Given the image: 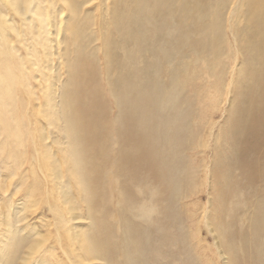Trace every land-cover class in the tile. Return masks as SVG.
<instances>
[{
	"label": "rangeland",
	"instance_id": "1",
	"mask_svg": "<svg viewBox=\"0 0 264 264\" xmlns=\"http://www.w3.org/2000/svg\"><path fill=\"white\" fill-rule=\"evenodd\" d=\"M144 2L150 6L135 13V21L146 34L124 41L125 11ZM38 3L43 22L30 13L19 16L0 0L18 31L6 40L16 76L22 75L14 80L9 112L19 118L18 142L0 130V246L6 215L15 218L22 238L13 264H127L118 242L130 236V221L122 220L127 211L142 215L141 225L159 238L149 248L151 264H264L256 252L264 248V13L255 23L247 0ZM127 82L143 99L146 85L172 95L152 110L158 117L151 121L164 126H148L153 139L142 135L145 146L135 151L132 121L116 97ZM47 88L58 117L53 122ZM68 101L95 123L86 130L90 135H77L79 149H93L96 136L106 150L96 158L87 151L81 156L92 192L88 202L63 158ZM141 106L135 122L143 124V113L155 115ZM109 126L117 132L110 127L109 134ZM142 153L155 154V166L141 161ZM80 232L110 236L105 251L112 259L109 252L87 259Z\"/></svg>",
	"mask_w": 264,
	"mask_h": 264
},
{
	"label": "bare ground",
	"instance_id": "2",
	"mask_svg": "<svg viewBox=\"0 0 264 264\" xmlns=\"http://www.w3.org/2000/svg\"><path fill=\"white\" fill-rule=\"evenodd\" d=\"M3 1L7 5L8 4L11 5L10 6L11 9L15 13H17L19 16H22L23 18H25L27 16L26 15L27 13H30L31 17L36 18L39 22H43L45 19L44 13L41 12V10L38 6L39 0H12V2H9V0L8 1L3 0ZM33 2H36V3L33 5ZM247 2L249 5V8H250L251 16L254 17L253 20H256L255 23H259L258 18L264 13V0H247ZM2 4L3 3H1V5ZM31 4H32V6H31ZM148 5L150 6V4L147 2L142 3V5L140 3L136 10L132 9V11H131V9H128L125 11L124 18H125V20H128V22H126L128 28H127L126 33H124L125 34V40L124 41L131 40L132 38L135 40L136 35H139L138 33H141L143 36V33H145V32L142 33L143 30L141 29V26L139 23L140 20H138L137 22L135 21V13L140 14V12L142 10L146 11L149 8ZM2 7H5V6L2 5ZM148 13H150V12H148ZM155 14H156V11H155ZM148 15L149 14L146 15L147 18H149ZM115 23H117V22L115 21ZM257 28H259V27H257ZM125 30H126V28H125ZM259 31H261V30H259ZM13 32H18V31H17L16 27L13 26L12 22L7 18L6 14L3 12V8H0V125H1L0 130H1V132L8 133V134L12 135L13 138L15 137L14 138L15 141L18 142V139H19V137H18V134H19V128H18L19 118H17L16 116L15 117L10 116V114H9V112L14 113L12 106H13L14 102L16 101L15 96H14L15 91L13 89V84L15 82L14 80L19 81L20 77H22L21 74L18 77L16 76V72L14 71V69L17 67V65H16V62L14 60V56L12 54H10V52L7 51V40H6L7 34L9 35V33H13ZM251 46L254 47L252 44L251 45L248 44V46L246 44V47L252 48ZM255 47H256V43H255ZM137 48H139V47H137ZM258 48H257V50L255 49L256 52L262 51ZM256 56H258V55H256ZM256 56H255V58H257ZM260 65L264 66V54L261 57L259 67H260ZM262 70L264 71V67ZM147 87H148V85L145 86V91H146V94H148V96L147 97L145 96L144 99L142 97H139V96H143L144 94L140 93V95L138 96L135 93L136 90L134 91V89H133L134 87L132 88V86H131V84H129V82H127L125 85H123L121 87V89L118 91V94L116 93L117 94V96H116L117 100L120 101L121 106L122 105L124 106L125 111H127L126 113L129 117V119H131V121H132V128H133L132 132H133V134H136L135 144L133 141V144L131 145V148L133 147L131 150H134V151L136 148L138 149V148L145 146L142 135L149 138V139H153L154 135L151 133L150 130H148V126H152V125L153 126H164L161 123L158 125H155L151 121L152 118L158 117V112L154 111L155 112L154 113L152 111L153 108H158V109L160 108L161 109L169 103L166 100L171 101V99H170L172 96V95H170L171 93H169L168 95H166V93L163 94L161 92L154 93L152 89L148 90ZM151 93L157 94L156 97L151 96L150 95ZM45 95H46L45 97H46V101H47V105H48L47 117L50 120V122H53L54 120L58 119V117L55 118V115L53 114V112L51 110V104H50L49 100H47V98L50 96V92H49L48 88L46 89ZM158 97H161V99L157 100ZM127 99L131 100V101H128ZM142 104L145 105V108L142 109V112L148 110L147 113H152L155 115V117H150V116H147L146 113H143V116H145V122H143V124L139 123L140 121H142V119H140V121L138 123L135 122V109H141ZM66 105L68 107L69 106L71 107V109L69 108L71 110V114L69 115V113H67L66 110L63 108L64 109L63 114H64L65 119L63 121L62 131L65 133L66 136H68V145H67V148L65 150V153H63V158L65 160V164L67 166L69 174L71 175V177L75 181V184H77V186H78L79 192L85 198V200L88 202V201H90V195L92 192H91L90 186L87 182V180H89V178H88L89 173H88V176L85 173V170H84L85 163H84L83 158L81 156L83 154H85V152L87 151L86 153H88V155H87L88 158H96L99 156H103L104 152L106 150L105 151L103 150V147H102L103 144L101 145V140L96 136H92L93 140L90 143V146L93 149H88V150L87 149H84V150L79 149L80 142L77 138V135L80 134L81 132L84 133L85 136L87 133H88V135H90L91 133L90 132L86 133V130L88 128L95 127L94 126L95 123L94 124L90 123L91 121H93L92 118L85 117V115L83 113V111L85 112L84 109H79L80 113H77V109L73 110L75 108H73V105H71L70 101H68ZM86 108L89 109V107H86ZM167 110H169V109H167ZM72 112L74 114H72ZM168 114L169 113H167L165 116L167 117ZM171 117H172V115H171ZM126 118H124V119H126ZM14 119H18V121L15 122ZM172 119H173V117H172ZM96 121H97V118H96ZM113 124L114 125L117 124V123H115V120L113 121ZM82 126L84 128H82ZM90 126H92V127H90ZM110 127H112V129H113L114 126H109V128L107 129V130H109V134H111V130H112V129L110 130ZM116 128H117V126H116ZM162 129H163V127H162ZM76 130H78V133ZM114 131L117 132L116 129ZM114 131H112V132H114ZM107 133H108V131H107ZM109 134H108L107 141H109V139H110ZM106 136H104V137L106 138ZM132 136H134V135H132ZM10 142H12V141L10 140ZM10 142H9V144L11 145ZM129 150H130V147H129ZM129 150H127V151H129ZM5 155H7V154H5ZM127 155H128V153H127ZM107 156H108V154H107ZM122 156L124 157V155H122ZM143 156H144V154L142 153L141 158H140L141 161L148 162L151 167H152L151 162H153V164L155 166V164H156V161L154 158L155 154H151L148 157H145V156L143 157ZM154 168H159V167H154ZM163 168H164V173H165L163 178L167 179V176H168L167 169L165 166ZM160 174L162 175V173H160ZM168 178H169V176H168ZM167 181H169V180H167ZM63 193H64V197L67 199V201L69 203V200H68L67 196L65 195L66 191L63 190ZM72 207H73V205L71 206V208ZM127 212L128 213L125 215V217L122 220L125 222L130 221L129 230L126 232V233L130 232V236L123 235V239L121 237V239H119V241H118L121 244L120 248H121L123 258L127 262V264H151L148 262V259H151L150 255L152 254V252L149 251L150 250L149 248L153 249L152 242H155V240H157L159 238L156 239L152 235V231H153L152 229L153 228H150L149 225H145V226L141 225V223L144 222V219H141L142 215H139L138 213L131 212V211H127ZM129 214L132 217V219L130 217H127V215H129ZM134 217H135V220L133 219ZM10 220H13V222L11 223ZM145 222H146V220H145ZM97 225L98 224H96V226ZM126 225L127 224H125V226ZM3 226L6 230L7 235H6V241H2L1 246H0V262L2 260V264H13L16 260L17 255H18V250H19V247L21 246L22 238L20 235L17 234L18 232H17V228H16L17 226H16L15 218L11 219L6 215L4 220H3ZM97 228H98V226H97ZM139 228L141 231H139ZM142 228L145 229V234L143 233ZM121 229H122V227H121ZM91 233H93V232H91ZM17 235L20 237H18ZM103 236H104V234H103ZM96 238L97 239H95L92 236H89L83 232L78 233L77 242H79V244L81 243V248L83 250L84 256H87V259L99 258L100 254L102 257L104 255V253H107L110 251L109 248H108V250L105 251V249H106L105 247L109 244L110 236L105 235L104 237H100L99 239H98V237H96ZM37 246H38V243L31 246L30 248L34 249L33 247L37 248ZM263 249H262V247L257 249L256 252H257L258 259L263 260V257H264L263 256L264 255ZM99 252H100V254H99ZM87 254L93 255V256H89ZM109 257L112 259L111 252H109ZM110 258H108V259H110ZM152 258H155V257H152ZM259 262H260V264L262 263L261 260H259ZM156 263H158V262H156ZM108 264H111V263H108Z\"/></svg>",
	"mask_w": 264,
	"mask_h": 264
}]
</instances>
